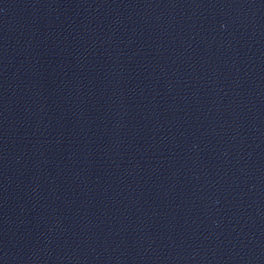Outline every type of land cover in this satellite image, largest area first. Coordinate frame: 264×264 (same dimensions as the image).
I'll return each instance as SVG.
<instances>
[{"label":"water","instance_id":"1","mask_svg":"<svg viewBox=\"0 0 264 264\" xmlns=\"http://www.w3.org/2000/svg\"><path fill=\"white\" fill-rule=\"evenodd\" d=\"M0 264H264V0H0Z\"/></svg>","mask_w":264,"mask_h":264}]
</instances>
